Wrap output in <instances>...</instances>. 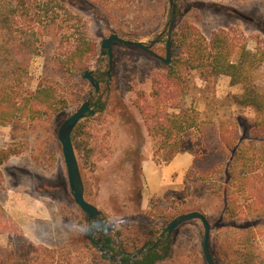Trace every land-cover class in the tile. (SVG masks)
Masks as SVG:
<instances>
[{"label":"rangeland","instance_id":"rangeland-1","mask_svg":"<svg viewBox=\"0 0 264 264\" xmlns=\"http://www.w3.org/2000/svg\"><path fill=\"white\" fill-rule=\"evenodd\" d=\"M32 1L31 16L23 18L22 24L36 31L39 53L30 59L18 98L40 85L48 86L55 90L58 110L0 121V157L6 156L0 164V264H115L100 252L97 243L102 238L104 245L105 238L110 239L105 246L112 254L125 253L123 248L140 239L141 231L153 228L162 234L174 217L192 211L203 214L210 225L214 264H235L236 245L244 233L238 228L247 225L255 226L254 250L264 264V204L227 217L223 212L226 173L209 167L213 161L209 159V134L216 132L217 140L226 147L219 157L227 160L231 149L240 147L246 160L237 162V175L254 171L256 186L264 195V162L258 151L264 144V114L257 116L253 108L234 103L243 87L231 85L228 76L204 78L187 68L191 52L198 48V42L191 41V32L179 44L180 49L170 53L171 62H183L175 75H169L168 65L149 53L113 45L109 90L102 78L93 101L95 115L82 119L76 133L81 144L75 153L84 197L101 212L103 221L112 222L98 225L95 232L73 201L56 137L59 125L80 107L92 88L81 71L65 70L64 64L72 48L83 40L95 51L82 68L104 74L107 57L100 55L101 41L114 32L123 39L149 42L167 23L168 1ZM47 1L62 6L52 4L54 10L37 23L39 5ZM175 1L182 19L178 29L181 24L194 27L206 44L213 34L223 33L233 51L232 62L239 50L255 55L251 80L258 90H264V0ZM164 39L152 48L162 58ZM181 110L197 113L202 134L173 132L167 138L156 128ZM176 144L182 145L185 151L180 153L191 157L192 163L182 171H167L180 154L167 160ZM145 157L160 170V189L155 194H149L145 178L137 170ZM250 183H244L242 189L234 182L228 189L239 206L248 204L245 196ZM79 224L90 228L77 232L72 226ZM202 236L199 220L181 224L170 236L169 257L158 264H206Z\"/></svg>","mask_w":264,"mask_h":264},{"label":"trees","instance_id":"trees-1","mask_svg":"<svg viewBox=\"0 0 264 264\" xmlns=\"http://www.w3.org/2000/svg\"><path fill=\"white\" fill-rule=\"evenodd\" d=\"M33 3L35 2L32 0H0V121L3 122H10L16 118H33L51 110H58L55 90L48 86L40 85L34 92H27L22 99L18 98V90L28 74L30 59L39 53L36 31L33 27L22 24V19L29 17L33 11L35 5ZM52 4L62 6V3L58 4L56 1L42 2L38 8L39 12L36 13L35 19L37 23H41L42 17L47 16L49 11L52 12L54 10L55 7ZM181 20V12L179 4H177L176 20L170 38V53L178 51L182 40L188 38L187 32H191V41L198 42V48L191 52L192 59L187 68L199 72L204 78H208L209 76L215 77L217 75L228 76L231 85L239 84L243 87L242 93L234 97V103L238 106L253 108L257 116L264 114V90H258L251 80L255 69L252 62L253 58L255 59V55L239 50V57L236 61L232 62L230 57L233 51L226 44L223 33L213 34L209 38L208 44H206L205 38L194 27L181 24L178 29L177 25L181 23ZM113 34L116 33L113 32ZM203 45L205 47H202ZM94 51V46L83 40L80 41L70 51L69 58L64 64L65 70L71 71L73 69V71H81L82 74V71L86 70L82 68L84 63ZM180 64H183L180 59L172 62L169 61V64H167L168 74H177ZM165 123L158 124L156 128L163 132L167 138L171 137L173 132L176 135H183L189 131H196L199 134L203 132L197 113L193 110H181L179 113L167 118ZM79 128L80 122L75 126L71 134L74 151L81 149L78 135H76ZM148 131L150 132V128ZM209 136V159H213L209 163V167L212 170L221 169L226 173L224 182V214L232 218L246 208H251L258 203H260L259 205L264 204V195L260 193V190L256 186L258 175L256 173L252 175L254 171L243 173L241 174L242 176L237 175V162L240 159L246 160L245 153H240V147L238 148L236 145L235 148L231 149V156L227 160H224L219 157L218 153H224L226 147L222 145L221 141L217 140L216 132H212ZM183 151L185 150L182 148V145H174L173 149L170 150L171 155L167 160L169 161L174 154ZM258 151L262 154V161L264 162V144L259 146ZM216 155H218V160L214 161ZM5 159L6 156H1L0 164ZM140 163L141 159L137 167L138 172L141 174ZM248 181H251V186L248 188L249 190H246L247 194L245 196L248 204L242 207L236 204L237 202H235L232 195L228 194V189L234 187L232 186L234 182L238 183L243 189L244 183L248 184ZM102 228L104 232L105 229L103 226ZM238 229L244 233L236 245L235 264H260L263 261L260 260L262 256L254 250L253 244V241L257 238L255 226H239ZM140 233L142 234L140 239L136 238L132 240L128 246L123 248L125 253L132 254L142 246L150 247L160 236L153 228L141 231ZM87 240L91 241L89 235ZM109 242L110 239L105 238V245H108ZM170 251L171 237L166 239L160 247L146 253L142 252L140 255L141 259L137 261V264H158L169 257Z\"/></svg>","mask_w":264,"mask_h":264},{"label":"water","instance_id":"water-1","mask_svg":"<svg viewBox=\"0 0 264 264\" xmlns=\"http://www.w3.org/2000/svg\"><path fill=\"white\" fill-rule=\"evenodd\" d=\"M169 5V18L165 25L164 30L155 36L149 42L143 41H132L119 37L117 34H110L108 37L104 38L100 44V55L101 57H107V70L105 76L107 78V90H109L108 83L111 80V73L113 71V52L112 47L114 44H118L123 47L128 48H137L146 53L153 55L155 58L162 61L164 64H169L170 61V36L175 22L176 17V3L174 0H167ZM165 35V57L162 58L153 53L152 47L158 44L161 40V37ZM82 78L87 80L92 88L91 93L88 98L80 105V107L70 114L63 122L59 125L56 137L61 146V154L63 157V162L66 169L68 187L73 198L74 203L86 214L87 219L92 223V228L97 233V226L99 224H104L101 212L91 203L86 201L84 197V186L82 182V177L80 173L79 164L77 157L72 145L71 134L75 126L84 118L92 117L95 115V110L93 109L94 96L98 94L100 90V83L94 77L93 70H85L82 72ZM190 220H199L203 227V236H202V255L206 264H214L212 255L209 248V238H210V225L207 222L205 216L198 211H192L188 213L180 214L174 217L169 225L166 227L164 232L160 234L158 239L150 246H142L134 254L128 255L130 259H135L139 257L142 252H148L152 249H156L159 245L166 239H168L172 232L181 224L190 221ZM166 234L165 239L164 235ZM97 246L102 253V255L114 262L115 264H126L116 254H112L110 249L104 245V239L102 238Z\"/></svg>","mask_w":264,"mask_h":264},{"label":"crops","instance_id":"crops-1","mask_svg":"<svg viewBox=\"0 0 264 264\" xmlns=\"http://www.w3.org/2000/svg\"><path fill=\"white\" fill-rule=\"evenodd\" d=\"M192 159L187 154L180 153L174 157V159L167 166V171L177 170L182 171L183 169L191 165ZM142 176L145 178L146 189L149 194H155L159 192L160 184V170L154 165L153 161L149 157H145L140 163Z\"/></svg>","mask_w":264,"mask_h":264},{"label":"flooded vegetation","instance_id":"flooded-vegetation-1","mask_svg":"<svg viewBox=\"0 0 264 264\" xmlns=\"http://www.w3.org/2000/svg\"><path fill=\"white\" fill-rule=\"evenodd\" d=\"M175 1V0H174ZM175 3H176V1H175ZM176 6H177V3H176ZM176 10H177V8H176ZM168 18H169V16H168ZM175 20H176V17H175ZM168 21V20H167ZM174 24H175V22H174ZM174 27V26H173ZM165 28V27H164ZM164 30V29H163ZM172 31H173V29H172ZM172 34V33H171ZM162 39L163 38H165V35H163L162 37H161ZM170 38H171V36H170ZM160 40V42L161 41H163V40ZM159 42V43H160ZM165 43H166V40L164 39V48H165ZM115 45V44H114ZM155 46V45H154ZM153 46V47H154ZM152 47V48H153ZM112 51H113V47H112ZM94 77L99 81V83L101 82V79L102 78H106V76H105V73L103 74V73H99L98 71H94ZM106 80H107V78H106ZM92 107H94V105L92 106ZM100 225V224H99ZM107 229V228H106ZM158 239V238H157ZM146 247V246H145ZM146 253V252H145ZM116 255L119 257V259L120 260H122L123 262H125L126 264H137V261H139L140 259H141V254L139 255V257H137V258H135V259H130L129 257H128V255H131V254H128V253H121V254H117L116 253Z\"/></svg>","mask_w":264,"mask_h":264},{"label":"clouds","instance_id":"clouds-1","mask_svg":"<svg viewBox=\"0 0 264 264\" xmlns=\"http://www.w3.org/2000/svg\"><path fill=\"white\" fill-rule=\"evenodd\" d=\"M103 223H105V224H111L112 222H111V220L105 219V220L103 221ZM72 227H73L74 230H76L77 232H81V233H83V232H86V231L89 230L90 225H87V224H79V225H73Z\"/></svg>","mask_w":264,"mask_h":264}]
</instances>
